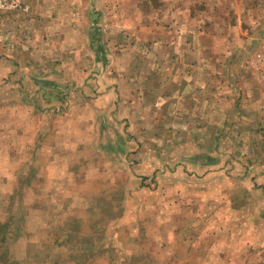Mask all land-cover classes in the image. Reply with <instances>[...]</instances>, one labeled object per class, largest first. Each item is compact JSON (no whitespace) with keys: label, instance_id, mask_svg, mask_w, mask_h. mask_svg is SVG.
<instances>
[{"label":"rangeland","instance_id":"1","mask_svg":"<svg viewBox=\"0 0 264 264\" xmlns=\"http://www.w3.org/2000/svg\"><path fill=\"white\" fill-rule=\"evenodd\" d=\"M187 63L221 115H182ZM262 167L264 0H0L15 264H264Z\"/></svg>","mask_w":264,"mask_h":264},{"label":"crops","instance_id":"2","mask_svg":"<svg viewBox=\"0 0 264 264\" xmlns=\"http://www.w3.org/2000/svg\"><path fill=\"white\" fill-rule=\"evenodd\" d=\"M192 67L197 68L195 66H191V63H187L186 68H185V71H186L185 76H190L189 78L188 77H186V78L185 77L184 78L174 77L176 79L175 80L176 82H174L173 86H174V88L176 90H178V91L182 90V94L187 93L188 97H189V95H191V93L193 94L189 98H185V96L183 95V101L186 102V104L184 105V108L182 109V115L183 116H187L189 118H194L195 116L200 117L202 115L205 116V111L204 110H205V105L208 104V101H209V103L211 101L210 107H209V111H211L212 109L215 110V112L212 115V117H217V114L221 115L222 114L221 110H222V104H223V96L221 94H218V95L215 94L214 95V100H212V99L208 100L207 98H204V99L202 98L201 99L199 91H198L199 93L197 92V94H195V92L193 90V87H192L193 84L191 83V79H192L191 69H194ZM174 75H175V73H174ZM181 79H183V81H186V79H187L188 82L187 81L183 82V81H181ZM180 86H181V88H180ZM194 96L195 97L197 96V98H198V101H197L198 104L197 105L199 106V108H198L199 111L197 112V114L194 112L195 108H196L195 107L196 104H194L193 100L191 102V98H193ZM187 100L189 101L190 104H188ZM232 101H233V99L230 100V102H232ZM203 102H204V104H203V107H202L200 104L203 103ZM187 104H188V107H187ZM255 108H256V106H254L250 110H254ZM192 122H193V119H191V120L189 119L188 125H190V123H192ZM214 122L216 124L217 119H215ZM216 126H217V124H216ZM220 129H222V128H220ZM220 129H218V130H220ZM211 131L213 133H215L217 131L216 127L214 126ZM198 132L199 133L203 132V134H205L207 131H202L200 129V130H198ZM198 137H200V138H198L199 142L200 143H204L203 145L200 144V146H198V148L206 147V144H205L206 138L201 136V134H199ZM192 147H197V146H192ZM209 147H210V145H209ZM251 158H252V155H246V156L243 155L240 160L241 161H245V160L248 161V159H251ZM220 173H223V172H218V174H215V177L216 178H220L222 175H224V173L223 174H220ZM250 174H251V177H254L256 175L255 179L260 181L259 185L263 184V186H264V168L263 167H262V169H259L257 171V173H255V171L252 172L250 170ZM250 174L249 173H243V175L241 174L240 175L241 177L239 178L240 182H245L244 183V185H245L247 183V178H248V176H250ZM255 179H253V180H255ZM248 191H250V194L253 195L254 198L255 197L258 198V200H255L256 202H254V204L256 205V207L260 208V209H257L256 212H257V214H260L259 218L264 222V187L263 188L259 187V189H252V190H248ZM246 225H248V224L246 223ZM250 237L252 239L254 238V242H256V243L264 242V234H257V236H256L254 232H251L250 233ZM248 241L249 240L247 239V242Z\"/></svg>","mask_w":264,"mask_h":264},{"label":"trees","instance_id":"3","mask_svg":"<svg viewBox=\"0 0 264 264\" xmlns=\"http://www.w3.org/2000/svg\"><path fill=\"white\" fill-rule=\"evenodd\" d=\"M7 224H0V234L6 235L8 233ZM6 236H3L0 239V264H15L13 260L8 257L6 246Z\"/></svg>","mask_w":264,"mask_h":264}]
</instances>
